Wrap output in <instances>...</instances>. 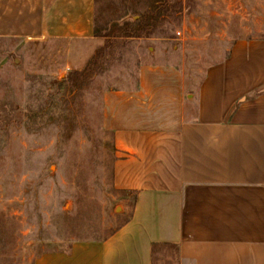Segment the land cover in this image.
Listing matches in <instances>:
<instances>
[{"label": "rangeland", "instance_id": "rangeland-1", "mask_svg": "<svg viewBox=\"0 0 264 264\" xmlns=\"http://www.w3.org/2000/svg\"><path fill=\"white\" fill-rule=\"evenodd\" d=\"M96 15V39H0V264H36L129 218L107 92L158 67L192 94L239 40L264 32V0H96ZM153 264L194 263L161 244Z\"/></svg>", "mask_w": 264, "mask_h": 264}, {"label": "crops", "instance_id": "crops-1", "mask_svg": "<svg viewBox=\"0 0 264 264\" xmlns=\"http://www.w3.org/2000/svg\"><path fill=\"white\" fill-rule=\"evenodd\" d=\"M95 14L96 0H0V39H96ZM105 102L114 182L134 194L132 212L108 237L36 264H153L161 244L194 264H264V32L192 94L177 72L148 67L140 87Z\"/></svg>", "mask_w": 264, "mask_h": 264}, {"label": "trees", "instance_id": "trees-1", "mask_svg": "<svg viewBox=\"0 0 264 264\" xmlns=\"http://www.w3.org/2000/svg\"><path fill=\"white\" fill-rule=\"evenodd\" d=\"M129 21H131V22H136L137 20H131V19H128ZM96 24H97V15L95 14V28H96ZM125 33L128 35V34H130V32L129 31H125Z\"/></svg>", "mask_w": 264, "mask_h": 264}]
</instances>
